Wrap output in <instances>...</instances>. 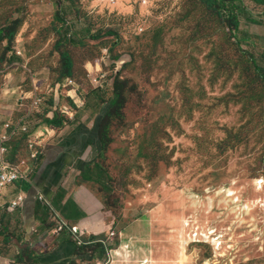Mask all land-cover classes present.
<instances>
[{"label": "rangeland", "instance_id": "rangeland-1", "mask_svg": "<svg viewBox=\"0 0 264 264\" xmlns=\"http://www.w3.org/2000/svg\"><path fill=\"white\" fill-rule=\"evenodd\" d=\"M234 14L232 28L201 0H0V32L18 22L0 38V127L30 117L10 161L81 104L121 102L100 160L106 209L131 234L117 264H264V5ZM14 190L0 192V264H33Z\"/></svg>", "mask_w": 264, "mask_h": 264}, {"label": "crops", "instance_id": "crops-1", "mask_svg": "<svg viewBox=\"0 0 264 264\" xmlns=\"http://www.w3.org/2000/svg\"><path fill=\"white\" fill-rule=\"evenodd\" d=\"M88 107L71 108L73 119L64 124L56 120L60 124L54 127L56 134L44 144L38 160L28 159L31 151L21 159L26 161L22 169L31 186L23 190L25 184L18 183L12 187L16 189L12 199L17 195L25 198L17 211L25 239L30 242V254L36 256L35 261L30 259L33 264H117L113 251L121 248L123 234L131 235L130 229L122 228L121 221L106 209L100 188L104 152L100 124L107 113L86 112ZM87 113L97 118L92 120ZM61 224L67 227L60 230ZM73 227H79L82 234L74 233ZM89 236L105 240L93 241L87 247L80 244L89 241Z\"/></svg>", "mask_w": 264, "mask_h": 264}, {"label": "built area", "instance_id": "built-area-1", "mask_svg": "<svg viewBox=\"0 0 264 264\" xmlns=\"http://www.w3.org/2000/svg\"><path fill=\"white\" fill-rule=\"evenodd\" d=\"M74 100V99H73ZM40 107V101L35 100L32 104L33 108H39ZM65 109H69L66 108ZM70 110V109H69ZM56 111V110H55ZM59 111L61 112L62 116H65V113L62 111V108H59ZM29 115H26L21 120H19V124L14 126L10 123H7L5 126L1 127V134H0V192L2 190L8 189L10 187H15L18 183L19 184H29V176L27 173H25L22 169L26 164V161L19 159L16 156V162L10 161V155H11V147L8 146V144L11 143V141L20 136L24 137L27 135H30V128H29ZM69 119H73L72 116L69 117ZM56 134V130L54 128L51 129V132L48 131V129H44L43 131V137L39 138L37 137V140H42L43 142H47L48 139H51V137H54ZM40 136V134H39ZM46 136V139L44 140ZM45 142V143H46ZM39 144V142H38ZM39 148V149H38ZM44 148V145H43ZM43 148L37 146V142L34 144H30L29 151H31L30 161H36L39 159V157L43 154ZM7 193V192H6ZM18 201L13 202L12 206H20L22 204V201L24 200L23 196H18ZM40 200H42V197H40ZM67 227V224H61L60 230L65 229ZM72 231L76 234L80 233L79 227H73ZM82 234V231L80 235ZM115 233H112V236H114ZM97 242H101L100 240H97ZM92 242H80V244H91Z\"/></svg>", "mask_w": 264, "mask_h": 264}, {"label": "trees", "instance_id": "trees-1", "mask_svg": "<svg viewBox=\"0 0 264 264\" xmlns=\"http://www.w3.org/2000/svg\"><path fill=\"white\" fill-rule=\"evenodd\" d=\"M201 1L204 2L206 6H208L212 10H217V11L222 10L224 11V13H227V15L224 16V21L227 23L228 26L232 28L238 26V18L234 14V11L238 9V1L240 0H201ZM252 1L255 2L256 4L264 5V0H252ZM225 8L229 10V12H227ZM17 24L18 22H14L11 26L7 28V30L1 31L0 32L1 40H6L8 41L9 44H11L13 37H14V28ZM62 63L64 66L63 77L70 78L72 76L71 70L73 66V63L70 57L68 55H64L62 57ZM120 103L121 102L119 101L111 110L107 112V114L105 115V117L103 118L100 124L101 136H102V140L104 144V151L108 148V146L111 143V139L109 136L110 123H111V119L113 118L115 114L114 109L117 106L119 107ZM54 124L55 126L60 125L56 122ZM28 247L29 246H27V248ZM18 259H21V256H18Z\"/></svg>", "mask_w": 264, "mask_h": 264}]
</instances>
